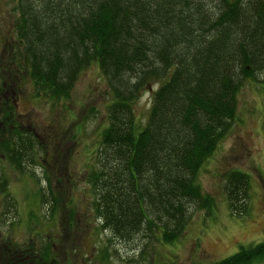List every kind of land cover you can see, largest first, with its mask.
<instances>
[{
    "label": "trees",
    "instance_id": "16d2710c",
    "mask_svg": "<svg viewBox=\"0 0 264 264\" xmlns=\"http://www.w3.org/2000/svg\"><path fill=\"white\" fill-rule=\"evenodd\" d=\"M14 4L13 39L0 55V151L5 159L21 170L39 143L32 128L18 125L12 95L17 82L29 79L33 96L66 99L78 72L94 62L111 99L86 172L93 215L103 230L125 242L138 235L165 244L177 240L192 207L207 211L212 206V197L196 181L198 168L234 119L239 85L264 71V0ZM151 83L156 86L139 124L132 100ZM222 180L227 211L236 217L247 214L248 174L231 168ZM5 187L1 180L5 205L12 206ZM6 243L15 246L10 254L20 248L0 241L1 260L10 258ZM30 247L27 252L36 256ZM41 251L30 262L47 256V246ZM263 259L264 239L212 264Z\"/></svg>",
    "mask_w": 264,
    "mask_h": 264
},
{
    "label": "rangeland",
    "instance_id": "374dc122",
    "mask_svg": "<svg viewBox=\"0 0 264 264\" xmlns=\"http://www.w3.org/2000/svg\"><path fill=\"white\" fill-rule=\"evenodd\" d=\"M14 6V0H0V55L13 39ZM97 69L94 62L81 69L66 99L33 96L29 79L14 86L18 125L32 128L39 143L34 144L33 160L23 159L21 170L0 151V181L5 180L12 201V206L5 205L0 192V241L20 245L10 254L7 251L15 246L6 243L3 249L10 258L4 255L0 263L23 264V259L24 264H212L239 246L263 241L264 71L239 85L234 119L198 168L196 181L200 191L212 197L211 208L192 207L179 238L165 244L153 236L116 239L93 215L86 172L111 99ZM154 86L144 85L132 100L139 124ZM231 168L248 174V212L241 217L227 211L221 190L222 177ZM28 244L36 256L47 246V256L30 262L36 256L27 252ZM252 264H264V259Z\"/></svg>",
    "mask_w": 264,
    "mask_h": 264
}]
</instances>
